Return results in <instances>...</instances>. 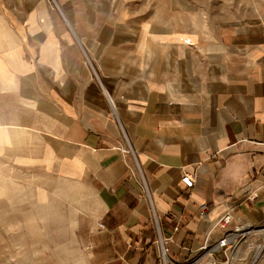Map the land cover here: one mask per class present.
<instances>
[{"label": "crops", "instance_id": "crops-1", "mask_svg": "<svg viewBox=\"0 0 264 264\" xmlns=\"http://www.w3.org/2000/svg\"><path fill=\"white\" fill-rule=\"evenodd\" d=\"M110 1L108 11L89 2L82 27L41 25L37 13L36 25L12 27L3 124L35 138L25 145L42 149L36 162L95 195L91 264H158V235L182 264L228 208L235 223L264 225V5L222 22L215 8L211 22L179 1L176 23L129 19ZM263 236L250 234L231 264Z\"/></svg>", "mask_w": 264, "mask_h": 264}, {"label": "rangeland", "instance_id": "rangeland-1", "mask_svg": "<svg viewBox=\"0 0 264 264\" xmlns=\"http://www.w3.org/2000/svg\"><path fill=\"white\" fill-rule=\"evenodd\" d=\"M91 1L0 0V54L4 42L15 37L12 27L36 25V13L43 15L41 25L54 20L59 26H67L68 20L71 25L85 26L83 16L90 10ZM113 1L129 19L160 12L176 23L177 12L169 8L178 6L179 1H187L190 8L201 7L211 22L215 8L222 22L250 15L264 5V0ZM93 4L97 10L113 9L110 0ZM4 100L0 95V111L4 110ZM8 118L10 115L0 113V264H91L86 242L96 219L95 195L83 183L57 177L48 166L36 162L35 151L42 149L26 147L27 142L37 145L35 138L23 128L6 127L3 122ZM260 240L250 239L253 248H241L244 252L235 254L236 264L253 260V264H264V250L254 259Z\"/></svg>", "mask_w": 264, "mask_h": 264}, {"label": "built area", "instance_id": "built-area-1", "mask_svg": "<svg viewBox=\"0 0 264 264\" xmlns=\"http://www.w3.org/2000/svg\"><path fill=\"white\" fill-rule=\"evenodd\" d=\"M181 180L187 187H191L194 183V178L189 173H184ZM200 211L202 218H204L207 213L206 205L202 204L200 206ZM156 227L158 228L157 223ZM257 228L258 227L235 223L233 210L232 208H228L212 221V226L206 233L197 252H195L193 256L186 258L182 264H230V260L234 257V250H236L242 242H245L250 234L254 235L258 231H264V227ZM214 229L220 231L219 237L215 241L211 239V233ZM170 239L171 237L164 238L158 235V238L155 240L159 246L158 264H172L169 258V249L166 246V242ZM248 246L253 248L250 243ZM256 246L259 252H256L254 259L264 250V236ZM253 261L250 264H253Z\"/></svg>", "mask_w": 264, "mask_h": 264}, {"label": "clouds", "instance_id": "clouds-1", "mask_svg": "<svg viewBox=\"0 0 264 264\" xmlns=\"http://www.w3.org/2000/svg\"><path fill=\"white\" fill-rule=\"evenodd\" d=\"M231 167V166H230ZM225 179H230L231 175H230V169H226L225 173H224Z\"/></svg>", "mask_w": 264, "mask_h": 264}, {"label": "bare ground", "instance_id": "bare-ground-1", "mask_svg": "<svg viewBox=\"0 0 264 264\" xmlns=\"http://www.w3.org/2000/svg\"><path fill=\"white\" fill-rule=\"evenodd\" d=\"M258 252H259V251H258ZM258 252H257V253H258Z\"/></svg>", "mask_w": 264, "mask_h": 264}]
</instances>
